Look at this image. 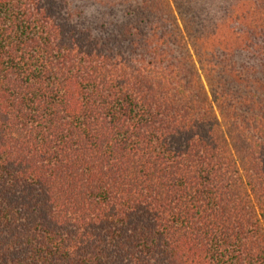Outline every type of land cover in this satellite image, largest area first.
I'll list each match as a JSON object with an SVG mask.
<instances>
[{
	"label": "trees",
	"instance_id": "16d2710c",
	"mask_svg": "<svg viewBox=\"0 0 264 264\" xmlns=\"http://www.w3.org/2000/svg\"><path fill=\"white\" fill-rule=\"evenodd\" d=\"M0 264H264V0H0Z\"/></svg>",
	"mask_w": 264,
	"mask_h": 264
},
{
	"label": "rangeland",
	"instance_id": "374dc122",
	"mask_svg": "<svg viewBox=\"0 0 264 264\" xmlns=\"http://www.w3.org/2000/svg\"><path fill=\"white\" fill-rule=\"evenodd\" d=\"M239 62H240V59H239Z\"/></svg>",
	"mask_w": 264,
	"mask_h": 264
}]
</instances>
